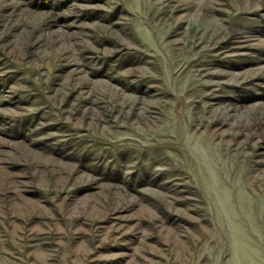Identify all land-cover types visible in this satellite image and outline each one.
Returning a JSON list of instances; mask_svg holds the SVG:
<instances>
[{
    "label": "rangeland",
    "instance_id": "obj_1",
    "mask_svg": "<svg viewBox=\"0 0 264 264\" xmlns=\"http://www.w3.org/2000/svg\"><path fill=\"white\" fill-rule=\"evenodd\" d=\"M0 264H264V0H0Z\"/></svg>",
    "mask_w": 264,
    "mask_h": 264
}]
</instances>
